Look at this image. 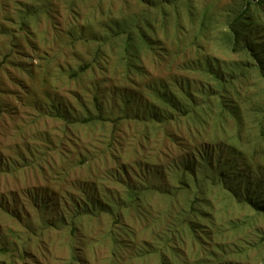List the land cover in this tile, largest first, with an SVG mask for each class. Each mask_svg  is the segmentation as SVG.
Instances as JSON below:
<instances>
[{
	"label": "rangeland",
	"instance_id": "rangeland-1",
	"mask_svg": "<svg viewBox=\"0 0 264 264\" xmlns=\"http://www.w3.org/2000/svg\"><path fill=\"white\" fill-rule=\"evenodd\" d=\"M234 2L235 0L209 1L214 9ZM29 6L38 13L27 16L26 11L29 10L25 8ZM158 7L155 11L147 10V5L135 0H0V242L11 241L12 230L18 231L20 238L27 241L25 260L16 264H68L70 244L75 241L74 252L79 253L78 257L84 264H264V215H257L253 209L237 205L238 201L221 188L207 189L211 204L210 211L206 210L215 221L216 230L213 232L216 238L212 241L204 239L205 245L195 240L188 229L184 230L181 240H173V228L169 227L172 219L177 223L175 226L182 223L181 218L176 215L185 207L188 210V203L194 199L192 194L181 195L177 202H169L163 195L151 192L144 197L145 207L151 211L147 217L141 218L134 211L127 210L124 218L126 228L123 231L116 228V233L117 237L122 235V238L132 240L133 244L129 249L122 250L123 255L119 258L114 255L118 247L110 236L114 223L108 218L80 222L81 234L77 240L70 237L68 230H49L44 232V236H40L42 220L52 213L46 211L41 215L39 208L34 205L32 196L35 194L57 193L66 196L61 194L66 191L79 195L80 186L72 184L71 180L87 178L96 183L102 200H107V193L111 196L125 195L124 188L116 183L115 178L100 179V173L103 172L105 176V169L116 170L115 163H118L106 151L112 129L77 127L66 131L64 124L55 120V108L61 105L78 116L83 115L96 91L95 85L101 84L100 91L106 109L119 115L122 111L112 93L115 89L125 87L138 95L140 101H143L142 105L154 98L149 89L151 82L156 84L162 81L172 86L177 76L182 74L178 69L179 65L200 55L196 49L191 48L192 37L198 31L196 25L189 26L182 11L181 18L178 19L180 16L174 13L165 16ZM75 9L79 10L78 20L74 18ZM120 11L124 12L123 16L133 14L138 18L144 15L152 21L155 35H150L153 37L154 47L159 50L170 48L178 53L177 57L173 55L160 60L145 52L143 63L150 76L143 81L139 80L138 86L121 84L120 71L123 67L122 63H118V54L123 46L121 39L114 42L113 52L110 47L106 48L110 55L107 68L111 74L118 73L113 74L115 77L110 79V76L94 72L79 83L69 80V72L89 61L95 51L94 44L89 42L71 45L68 33L73 22L91 21L97 25L93 28L95 33H104V29L100 28L101 24L110 17L121 18ZM219 16L223 21L226 13ZM179 25L184 28L180 29ZM175 47L177 49L174 50ZM203 47L204 53L209 57L226 61L230 58L228 50L222 46L216 34H212L211 40ZM187 75L190 81H194L191 88L196 91H199V85L207 78L194 70L184 74ZM240 86L241 97L245 101L242 106L245 123L239 127L230 121L228 129L231 131V141L235 139V145L248 160L251 161L254 157L255 166L250 163V167L251 164L254 167L249 174V169L244 166H249L248 162L242 156H232L231 151L222 148L224 145L219 147L220 152L215 151V157L228 164L233 162L244 172V180L240 182L244 184L240 188L243 193H258L259 190L252 188L250 183L262 178L264 187V137L260 135L264 123V85L258 80L256 73H248L246 81ZM121 130L128 137L144 135L143 125L139 124L123 125ZM170 133L175 134L178 139L176 143L168 140L163 131H149V152L136 155L127 145L122 150L120 162L129 163L149 156L154 163L167 167L170 159H188L191 149L200 146L199 141L191 142L190 137L193 136L188 134L185 124L170 129ZM101 136L103 137L100 138ZM74 138L80 142L77 143ZM96 139L98 141L94 142ZM208 140L206 138L205 142ZM131 143L134 145V140ZM186 150L188 153L184 156ZM258 152L262 154H257ZM41 154H44V160L40 157ZM39 159L42 160L38 162ZM82 160L92 162L93 166L74 169L75 164ZM36 162L38 164L34 165ZM59 168L64 169L65 173L72 171L69 173L70 180L56 182ZM146 181L152 185L162 182L158 175ZM134 182L139 181L134 179ZM164 183L172 186L175 179L167 175ZM262 197L259 201L263 203L264 196ZM190 207L191 205L189 209ZM56 211L63 212L65 208L60 206ZM18 217L21 222L17 220ZM208 221V218L202 219L203 224ZM26 228L33 229L35 233L28 235ZM130 231L133 232L132 236ZM171 241V248L160 252ZM215 245L224 247L225 251L217 252ZM43 249H47V252H43Z\"/></svg>",
	"mask_w": 264,
	"mask_h": 264
},
{
	"label": "trees",
	"instance_id": "trees-1",
	"mask_svg": "<svg viewBox=\"0 0 264 264\" xmlns=\"http://www.w3.org/2000/svg\"><path fill=\"white\" fill-rule=\"evenodd\" d=\"M135 1L147 5V10L155 11V8L159 6L158 8L162 9L165 16H169L171 13L180 16L182 11L189 26L196 25L198 28L197 34L192 37L191 48L196 49L200 55L195 59H187L179 65L178 69L182 74L177 76L172 86L164 84L162 81L156 84L151 82L149 89L154 97L152 101H146L141 105L143 101H140L138 95L131 93L125 87L115 89L112 93L121 107L122 112L119 115L113 114L108 108L106 109L101 95L102 91H100L101 84L95 85L96 91L83 115L78 116L61 105L55 106L53 112L55 120L62 122L66 131L77 127L112 129L113 132L109 137L106 151L110 158L114 161L118 160V163H115L116 170L106 171L105 169V176L102 172L100 173L101 178L100 176L98 178H115L116 183L124 188V197L118 194L111 196L107 191V200H102L96 183L87 178L71 180L72 184L80 186L78 188L79 195L63 191L61 194L66 196H60L57 193L32 196L34 205L39 208L41 215L46 211L52 213L51 216L42 220L40 236H44V232H49V230L59 232L68 230L70 237L77 240L81 234L80 222L86 219L103 220V218H108L114 223L110 236L114 245L118 247L114 254L118 258L123 255L122 250L129 249L133 243L132 240L129 242L122 238V235L117 237L116 228L119 231L126 228L124 218L126 212L128 213L127 210L134 211L141 218L150 214L151 211L145 207L147 205L144 197L151 192L163 195L169 202H177L181 195L192 194L194 196V199L188 203V210L185 207L176 215L177 218H181L182 223L175 226L174 219L169 223V227L173 228V240H181L185 229H188L193 238L203 245H205L204 239L212 241L213 238H216L213 232L216 230L215 221L209 213L211 203L208 200L207 189L221 188L238 201L237 205L251 208L258 213L257 215H264V202L259 201L264 196L262 178L250 183L252 188L259 190L258 193L255 191L243 193L240 188H243L244 184L240 182L244 180V172L240 171L233 162L228 164L215 157V151H219V147L224 145L222 148L231 151L232 156H242L243 160L248 162L249 166L246 164L244 166L249 169V174L250 169L255 166L254 157L251 161L248 160V157H245L235 145L237 143L235 139H233L234 142L231 141L228 123L231 121L239 127L245 123L244 107H242L245 105V101L241 97L240 85L246 81L248 73H256L258 80L264 85V0H235L234 3L218 9H214V6L209 3L210 0H196V2L191 0ZM25 9L29 10L26 11L27 16L38 13L32 6ZM145 12L147 13V11ZM145 12L144 14H146ZM223 12L226 13V16L222 21L219 15ZM73 13H75L74 18L78 20L80 18L79 10L75 9ZM119 13L122 15L121 18L110 17L104 22L100 21L103 22L100 28L104 29V33H95L93 28L97 25L92 24L90 20V22L86 20L78 23L73 22L68 33L71 45L77 46L79 43L89 42L94 44L95 51L89 61L81 63L69 72V80L79 83L94 72H99L101 76H110L109 78L112 79L118 73L114 72L113 75L107 68L110 55L106 48L110 47L113 52L114 42L121 39H123V46L121 53L118 54V63H122L123 67L120 71L121 84L138 86L139 80L143 81L150 76L147 66L143 63L145 52L151 53L160 60L173 55L177 57L178 53L173 52L170 48H160L159 50L154 47L153 37L150 35V33L155 35L154 23L147 17L141 15L136 18L133 14L123 16L124 12L120 11ZM180 18L181 16L178 17V19ZM181 27L179 25L180 29L184 28ZM212 34L218 35L222 46L228 50L230 58L227 61L209 57L204 53L203 46L211 40ZM115 52H117L116 48ZM191 70L207 76L199 85V91L193 90L191 85L194 81H190L188 75L184 76ZM257 106L254 105V107ZM130 123L143 125L144 135L141 134L134 138L133 135L128 137L126 133L122 132L121 127ZM184 124L187 126L188 134L193 136V138L190 137L191 142L199 141L198 144H200V146L191 149L190 158L170 159L167 167L154 163L149 159V156L142 157L141 160H132L129 163L120 162L122 150L127 145L133 149V153L136 155L149 152L147 149L150 146L149 131H163L168 140L176 143L178 139L174 133H170V129ZM263 126H261L260 135L264 137ZM240 129L238 130L240 131ZM236 136H239L238 131ZM104 138L106 137L104 136ZM206 138L209 139L208 142H205ZM74 139L77 143L80 142L77 138ZM133 140L134 145L131 143ZM97 141L98 139L94 142ZM187 153L188 150L184 156ZM257 154L262 153L258 152ZM41 156L44 160V154ZM42 159H39L38 162ZM38 162L34 165H37ZM91 163L82 160L75 164L74 169L91 168L93 166ZM250 163H253L254 166L251 164L252 167H250ZM38 168L42 170L40 165ZM59 169L56 182L70 180L69 173L72 171L65 173L64 169ZM154 175L160 176L161 184L152 185L146 181ZM167 175L175 179L174 185L169 186L164 183ZM134 179L139 182H134ZM60 206H63L65 211H56ZM204 218L209 219L207 224L202 223ZM17 220L21 222L20 217ZM26 229L29 232L28 235L35 233L31 228ZM11 234L13 235L11 241L0 242V258H2L0 264H16V262L25 260L27 241L20 238L18 231L12 230ZM130 234L132 236L133 232L130 231ZM262 241L264 242V237ZM170 243L172 241L166 243V247L160 252L171 248ZM75 244L76 241L70 244L71 255L67 262L68 264H84L78 257L79 253L74 252ZM217 248V252L225 251L224 247ZM43 252H47V249H43Z\"/></svg>",
	"mask_w": 264,
	"mask_h": 264
}]
</instances>
